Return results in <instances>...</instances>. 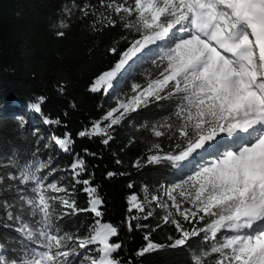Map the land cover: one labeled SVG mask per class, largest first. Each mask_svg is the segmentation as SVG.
Returning <instances> with one entry per match:
<instances>
[{
  "label": "snow or ice",
  "instance_id": "snow-or-ice-1",
  "mask_svg": "<svg viewBox=\"0 0 264 264\" xmlns=\"http://www.w3.org/2000/svg\"><path fill=\"white\" fill-rule=\"evenodd\" d=\"M100 4L106 10L108 26L115 27L119 18L133 35L123 51L110 49L119 60L100 80L116 76L149 46L178 36L173 40L174 47H169L161 58L162 70L161 63H157L158 76L142 89L133 85L136 108L153 100L175 101L171 117L154 131L156 137L167 140V147L155 144L157 154L150 155L147 162L167 161L179 167L222 134L236 144L201 164L179 183L162 186L161 194L150 199L145 196L143 202L135 193L128 197L129 212L136 209L145 213L152 204L166 210L163 221L173 225L176 233L167 244H160L151 239L149 230L144 247L136 255L161 249L186 250L189 264H264V0H100ZM74 9L84 16L90 14L88 5L80 7L74 2L62 14L70 18ZM68 26L60 19L51 27L62 38L65 32L57 29ZM44 100L40 96L31 105L35 112H41ZM119 107L123 111L117 108L107 114L108 127L136 110L123 104ZM118 111L119 115L113 117ZM45 123L59 121L45 119ZM103 131L97 124L92 134ZM87 135V131L79 133L81 137ZM103 142L107 144L108 139ZM56 143L67 150L70 141L58 139ZM43 167L40 163L25 164L18 174L8 177L18 185H33L27 189L32 193L28 197L26 188L18 187L21 208L26 205L31 209V217L27 210L18 213L14 204H0L9 222L6 226H15L14 231L24 241L17 246L18 251L0 244V264H121L113 257L122 244L112 242L118 229L111 223L101 224L97 219L87 237L59 227L66 216L79 212L102 216L103 201L97 188L88 186V179L77 180L88 186L83 190L90 197V207L78 209L74 201L63 199L60 202L69 211L56 216L50 201L60 198L49 197L46 192L66 190L55 182L45 186L46 178L37 175ZM71 167L74 172L83 169V161ZM152 215L147 211L144 219ZM194 242L199 247H194Z\"/></svg>",
  "mask_w": 264,
  "mask_h": 264
},
{
  "label": "trees",
  "instance_id": "trees-1",
  "mask_svg": "<svg viewBox=\"0 0 264 264\" xmlns=\"http://www.w3.org/2000/svg\"><path fill=\"white\" fill-rule=\"evenodd\" d=\"M73 2L80 7L88 5L90 14L84 16L74 9L70 18L64 16L62 10L72 7ZM105 17L106 10L100 0H0V204L5 201L14 204L20 214L27 210L30 218L31 209L26 205L21 208L18 187L26 188L28 197L32 193L27 189L33 185H18L17 181L8 179L9 175L18 174L25 164L40 163L44 167L37 175L46 178V186L60 182L58 171H66L62 183H69L72 192L66 198L62 193L46 192L49 197L60 198L52 200L54 215L69 211L60 202L63 199L74 201L78 209L89 208L90 197L83 190L88 186L97 188L103 203L101 217H95L90 211L66 216L59 223L63 231L87 237L99 219L101 224L111 223L118 229V236L111 239L122 244L113 254L121 264L129 261L131 264H189L186 250L161 249L144 256L136 255L144 247V236L149 230H152L151 239L160 244H167L169 237H175L176 233L173 225L164 223L163 209L153 204L146 207L145 213L136 209L129 212L128 197L135 193L143 202L145 196L161 194L163 187L179 183L195 170L192 165L174 167L167 161L147 162L150 155L157 154L155 144L167 147V140L156 137L154 131L175 111L174 100H153L138 108L134 105L135 111L108 127L110 122L105 115L115 103L103 92L110 79L99 78L119 60L110 49L123 51L133 35L119 18L116 26L110 27ZM60 19L69 25L66 29H57L65 32L62 38L51 27ZM167 50L162 45L135 63L130 61L131 69L118 88V97L133 95V85H140L142 89L155 79L159 74L157 63H161ZM162 66L161 63V70ZM93 86L97 91L91 90ZM40 96L45 100L41 112L37 113L31 105ZM45 119L59 123L46 124ZM97 124L104 131L92 134ZM81 131L89 135L81 137ZM65 138L70 141L67 150L56 143ZM105 139L107 144L103 142ZM80 160L83 169H75L80 173L76 176L71 166ZM85 179L90 185L76 183ZM129 184L133 187L129 188ZM147 211L153 215L145 220ZM8 223L0 209V244L18 251L17 246L24 241L14 231L15 226H6ZM194 247L199 244L194 242Z\"/></svg>",
  "mask_w": 264,
  "mask_h": 264
},
{
  "label": "rangeland",
  "instance_id": "rangeland-1",
  "mask_svg": "<svg viewBox=\"0 0 264 264\" xmlns=\"http://www.w3.org/2000/svg\"><path fill=\"white\" fill-rule=\"evenodd\" d=\"M178 39V36H170L169 38H166L164 41H158L155 45H151L148 48H146L141 54H138V56L136 58L133 59V61H131L130 63H135V61L137 59H139L140 57H143L145 55H147L149 52L153 51L154 49H159L160 46L165 45L167 48L169 47H174V43L173 40ZM126 66H129L126 65ZM122 69L119 73L116 74V76L112 77L103 87V92L104 95L108 98L109 101L114 102L115 103V107L110 109L108 111V113L110 111H112L113 109H119V111H123L122 108H120L119 106L121 104L123 105H127L129 107H133L135 105L134 103V97L136 96V92L133 95H122V97H118V88L120 87V85L122 84L123 81H125L126 79V74L127 72L131 69V67L129 66L128 68ZM119 111L113 114V117L118 116L119 115ZM107 113V114H108ZM107 114L105 115V118L107 117ZM109 122L110 120L107 119ZM212 155V156H209ZM206 157L202 156V154L199 152V155L196 154V157H192L189 158V160L181 162L180 166H189L192 165L193 169L196 171L198 169V167L203 164L204 162H206L209 159L215 158L218 155L215 154H209ZM200 156V157H199ZM59 177H60V182L56 183L59 187H63L66 191L61 192L63 194V197H67L71 192V188H70V184L69 183H64L65 185H63V180L64 178L67 176L66 171H58ZM151 197H149L150 199ZM51 203V207L52 209H54L55 204L52 202V200L50 201ZM170 203V202H169ZM152 207L154 206L153 204L151 205ZM164 210V209H163ZM165 214H167V211L164 210Z\"/></svg>",
  "mask_w": 264,
  "mask_h": 264
},
{
  "label": "bare ground",
  "instance_id": "bare-ground-1",
  "mask_svg": "<svg viewBox=\"0 0 264 264\" xmlns=\"http://www.w3.org/2000/svg\"><path fill=\"white\" fill-rule=\"evenodd\" d=\"M258 133H253V135H256ZM233 138L227 137L226 135L222 134L220 137L217 138L216 141H213L207 145L201 150H199L197 153L193 155V158L196 157V154L199 155V152L202 154V156L206 157L207 155L215 154L220 155L222 152L226 151L230 147H236V144H232ZM212 156V155H209ZM200 157V156H199Z\"/></svg>",
  "mask_w": 264,
  "mask_h": 264
}]
</instances>
